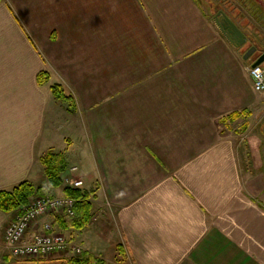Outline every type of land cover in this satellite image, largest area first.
<instances>
[{"label":"crops","instance_id":"1","mask_svg":"<svg viewBox=\"0 0 264 264\" xmlns=\"http://www.w3.org/2000/svg\"><path fill=\"white\" fill-rule=\"evenodd\" d=\"M215 25L195 0H1L0 190L44 184L39 157L55 149L96 184L88 226L49 214L28 238L50 222L105 264H264V140L249 123L264 124V94L247 72L259 57ZM232 112L249 125L229 130ZM16 215L0 210V264H61L9 255Z\"/></svg>","mask_w":264,"mask_h":264},{"label":"trees","instance_id":"2","mask_svg":"<svg viewBox=\"0 0 264 264\" xmlns=\"http://www.w3.org/2000/svg\"><path fill=\"white\" fill-rule=\"evenodd\" d=\"M48 80L49 74L46 71L37 74L38 85H44ZM50 90L54 99L63 106L66 112L72 114L76 111L73 97L66 94L60 84L53 83ZM240 115L239 112H232L227 115V118L234 121ZM39 163L43 168L45 183L34 184L30 181H22L11 190H0V210L18 214L31 198L51 194L53 189L61 187L64 195L74 200V214L72 216L56 215L55 222L59 229L81 230L88 226L94 214L91 199L95 196V189L87 190L63 185V177L69 168L63 152L48 150L39 157ZM61 260V264H105L103 260L85 251L78 256L62 257Z\"/></svg>","mask_w":264,"mask_h":264},{"label":"built area","instance_id":"3","mask_svg":"<svg viewBox=\"0 0 264 264\" xmlns=\"http://www.w3.org/2000/svg\"><path fill=\"white\" fill-rule=\"evenodd\" d=\"M248 74L252 79L255 92L264 94V71L260 65L250 66ZM70 173L64 177V183L73 187H79L82 181L73 177ZM74 200L67 196L47 194L37 196L29 200L22 212L13 222L4 229V245L7 252L16 259L36 260L49 255L78 256L83 248L74 240L57 231L50 222H45L31 237H27V231L40 217L49 214L72 216L74 214Z\"/></svg>","mask_w":264,"mask_h":264},{"label":"rangeland","instance_id":"4","mask_svg":"<svg viewBox=\"0 0 264 264\" xmlns=\"http://www.w3.org/2000/svg\"><path fill=\"white\" fill-rule=\"evenodd\" d=\"M201 10L207 15L208 19L214 23L215 15L217 10L223 11L236 25L237 27L245 34L246 43L242 46L245 51L247 48L254 46L255 51L252 53L251 57L258 58L261 55H264V0H195ZM255 14V15H254ZM216 26V25H215ZM264 68V62H263ZM63 88V87H62ZM263 119V116H262ZM260 118L253 120L250 123L251 128L254 130L253 133L258 138L264 140V124L261 126ZM238 123V124H237ZM248 123V125H249ZM258 124L260 126H258ZM242 125H246L245 119L240 123L237 121L233 123L230 121L229 124H226L229 130L238 129L241 130ZM246 128H244L245 131ZM234 131V130H233ZM56 150V149H55ZM71 157V156H70ZM74 159V158H73ZM68 161V164L77 165L81 169V174L84 175V165L77 164L75 160ZM69 164V166H70ZM83 172V173H82ZM73 176L76 172L71 173ZM80 177L83 184L81 188H91L96 187V184L87 183V179L84 176ZM102 241L99 246L103 251L102 255L108 259L112 257V253L115 249L112 245V241L108 236H101Z\"/></svg>","mask_w":264,"mask_h":264},{"label":"water","instance_id":"5","mask_svg":"<svg viewBox=\"0 0 264 264\" xmlns=\"http://www.w3.org/2000/svg\"><path fill=\"white\" fill-rule=\"evenodd\" d=\"M215 23L219 27L221 33L226 37V39L236 47H241L246 43L245 34L237 27V25L223 12L218 11L215 15ZM255 51V47H249L245 53L244 58L248 59ZM264 60V55L260 56L255 60L252 66H257L261 64Z\"/></svg>","mask_w":264,"mask_h":264},{"label":"flooded vegetation","instance_id":"6","mask_svg":"<svg viewBox=\"0 0 264 264\" xmlns=\"http://www.w3.org/2000/svg\"><path fill=\"white\" fill-rule=\"evenodd\" d=\"M218 11H220V10H217L216 13H217Z\"/></svg>","mask_w":264,"mask_h":264}]
</instances>
